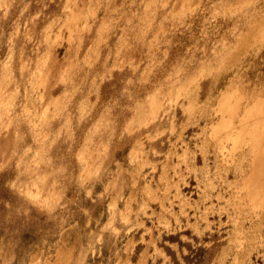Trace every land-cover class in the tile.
I'll return each instance as SVG.
<instances>
[{"label":"rangeland","instance_id":"rangeland-1","mask_svg":"<svg viewBox=\"0 0 264 264\" xmlns=\"http://www.w3.org/2000/svg\"><path fill=\"white\" fill-rule=\"evenodd\" d=\"M263 136L264 0H0V264H264Z\"/></svg>","mask_w":264,"mask_h":264},{"label":"bare ground","instance_id":"bare-ground-1","mask_svg":"<svg viewBox=\"0 0 264 264\" xmlns=\"http://www.w3.org/2000/svg\"><path fill=\"white\" fill-rule=\"evenodd\" d=\"M69 4V3H68ZM73 49V48H72ZM89 57V56H88ZM66 60V59H65ZM36 79V78H35ZM49 95V94H48ZM43 104V103H42ZM220 115V114H219ZM9 120V119H8ZM244 120V119H243ZM33 121V120H32ZM249 122V121H248ZM262 124V123H261ZM246 131V130H245ZM257 131V130H256ZM215 133V132H214ZM262 136V135H261ZM264 137V136H263ZM255 140V139H254ZM4 143H5V141H4ZM11 144H12V142H11ZM252 158V157H251ZM261 190V189H260ZM52 202V201H51Z\"/></svg>","mask_w":264,"mask_h":264}]
</instances>
